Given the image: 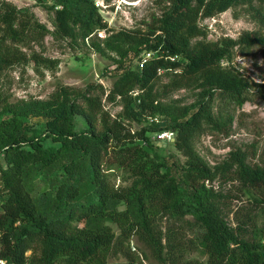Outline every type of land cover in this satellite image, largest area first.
<instances>
[{
    "label": "trees",
    "instance_id": "trees-1",
    "mask_svg": "<svg viewBox=\"0 0 264 264\" xmlns=\"http://www.w3.org/2000/svg\"><path fill=\"white\" fill-rule=\"evenodd\" d=\"M52 3L47 8L53 24L49 32L28 8L0 1V77L27 61L16 45L39 44L47 35L85 39L104 29L93 0ZM167 3L146 34H114L133 50L120 53L115 68L119 74L106 99L118 98L126 119H159L147 120L148 126L135 134L117 121L98 127L100 101L88 93L90 88L77 94L59 87L47 101L8 105L0 83L2 264H106L116 254L126 264H140L124 246L131 237L156 264H264L263 228L258 226L264 220V167L249 165L245 152L235 149L208 168L194 149L201 135L221 132L230 124L228 115L211 112L214 98L222 109L249 99V84L221 63L230 61L233 50L245 56L254 46L264 56V0ZM237 6L251 9L261 32L205 41L198 21ZM146 53L151 56L139 69L136 62ZM129 56L135 63L124 65ZM158 70L172 72L164 91L196 87V103L174 107L158 102ZM76 117L82 119L79 130ZM161 131L173 134L171 146L184 158L177 171L152 150L145 136ZM107 164L125 172L130 183L114 188L105 174ZM214 182L236 183L251 200V206L233 212V226L226 221L228 196L214 190ZM117 205L123 206L122 212L115 210ZM160 220L162 231L157 228ZM106 222L117 223V235ZM185 233L190 237L185 239ZM187 251L198 259L187 257Z\"/></svg>",
    "mask_w": 264,
    "mask_h": 264
},
{
    "label": "rangeland",
    "instance_id": "rangeland-1",
    "mask_svg": "<svg viewBox=\"0 0 264 264\" xmlns=\"http://www.w3.org/2000/svg\"><path fill=\"white\" fill-rule=\"evenodd\" d=\"M0 1L16 9L28 8L38 23L45 26L49 32L53 30L52 14L47 10L53 4L52 0ZM93 2L102 19L104 29L93 32L85 39L79 37L74 40L56 39L47 35L39 44L30 41L23 45H16V48L27 57V61L2 72L0 77L2 94L6 103L12 105L20 101H47L59 87L72 88L77 90V94L90 88L87 89L88 93L96 96L100 101L101 112L96 119L98 127L102 122L109 124L111 121H117L130 134H135L141 128L148 126V119L144 118L139 123L126 119L122 114L121 101L118 98L113 101L106 99L112 82L119 74L115 68L120 60V53L133 50V47L116 39L114 34L117 32L146 34L149 29H153L155 19L160 17L168 7V3L167 0H109L108 2L93 0ZM256 5L254 3L252 7L256 8ZM250 11L251 9L246 6H237L211 18L199 20L197 24L205 34L204 40L209 43H216L225 38L235 40L243 32H261L251 18ZM32 58L37 59V62H34ZM134 63L135 60L130 56L124 61V65ZM221 66L232 68L249 84V99L241 106L222 109L218 99L214 98L211 112L216 114L220 111L228 115L231 119L230 124L221 132H208L201 135L194 144L195 152L208 168L219 164L228 152L235 149L245 152L249 165L264 167V56L256 46L252 47L249 54L245 56L233 50L230 61L222 62ZM170 74L172 72L163 70L157 74L154 85L157 101L174 107L194 105L199 92L196 87L163 90ZM81 124L82 119L76 117L75 130H79ZM145 136L152 150L164 155L170 169L177 171V167L182 165L184 158L172 148L171 141L159 142L154 138L155 133H146ZM106 167L108 170L105 174L114 188L124 187L130 183L125 172L114 165L107 164ZM211 186L214 190H220L228 196L226 221L233 226V212L241 207L251 206L250 198L247 194L240 193L236 183L222 186L214 182ZM119 207L123 206L117 205L115 210ZM187 220L190 221L189 218ZM105 224L114 235L118 234L117 223L106 222ZM259 225L263 228L262 244L264 245V220L258 223ZM163 227V220L158 221L157 228L162 231ZM184 237L186 239L190 235L185 233ZM124 246H127L140 264H156L149 252L134 237L129 238ZM185 255L198 259L195 252L187 251ZM106 264H126V261L122 255L116 254L108 256Z\"/></svg>",
    "mask_w": 264,
    "mask_h": 264
},
{
    "label": "built area",
    "instance_id": "built-area-1",
    "mask_svg": "<svg viewBox=\"0 0 264 264\" xmlns=\"http://www.w3.org/2000/svg\"><path fill=\"white\" fill-rule=\"evenodd\" d=\"M150 54L146 53V54H142L139 58V60L136 62L137 67L140 69L145 63L146 61L150 58ZM160 70L157 71V74H159ZM149 122H156V119H149ZM155 139H157V141L159 142H165V141H172L173 138V134L169 131H161L158 133H155L154 136ZM0 264H2L0 262Z\"/></svg>",
    "mask_w": 264,
    "mask_h": 264
},
{
    "label": "water",
    "instance_id": "water-1",
    "mask_svg": "<svg viewBox=\"0 0 264 264\" xmlns=\"http://www.w3.org/2000/svg\"><path fill=\"white\" fill-rule=\"evenodd\" d=\"M123 210V207H119L118 209H117V212H121Z\"/></svg>",
    "mask_w": 264,
    "mask_h": 264
}]
</instances>
